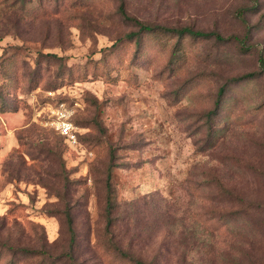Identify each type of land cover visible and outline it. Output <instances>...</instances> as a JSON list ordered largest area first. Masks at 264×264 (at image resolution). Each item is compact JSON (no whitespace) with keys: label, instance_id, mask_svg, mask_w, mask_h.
Returning a JSON list of instances; mask_svg holds the SVG:
<instances>
[{"label":"rangeland","instance_id":"obj_1","mask_svg":"<svg viewBox=\"0 0 264 264\" xmlns=\"http://www.w3.org/2000/svg\"><path fill=\"white\" fill-rule=\"evenodd\" d=\"M262 57L264 0H0V264H264Z\"/></svg>","mask_w":264,"mask_h":264},{"label":"trees","instance_id":"obj_2","mask_svg":"<svg viewBox=\"0 0 264 264\" xmlns=\"http://www.w3.org/2000/svg\"><path fill=\"white\" fill-rule=\"evenodd\" d=\"M19 2L22 5H24L27 3V0H19ZM122 13H123V16L126 20H129V21L133 22L135 25L139 26L140 32H149V31H154V30L159 29V27L157 28L156 26L143 23L139 19H137L136 17H132V16L128 15L124 9H122ZM163 29L165 31L177 32L179 35L189 34V35H192L194 37L205 38V39H209V38L214 36L217 40H222V41L225 40L218 33L194 30L191 27H183L181 29H169V28H163ZM135 35H136V33L132 32V33H129L127 36L132 38ZM241 42H243V41H241ZM261 62H262L261 65L264 68V58L263 57L261 58ZM225 91H226V85H223L220 89V98L217 102V109L220 108V106H221V98H223ZM212 112L213 111H211L209 113V115H211ZM112 170H113V164H111L109 166V169L107 172V181H106V186H107V190H108V199H107L108 204H107V208H106V219H107V228L110 232H112L113 229H115V227H116L117 215H115V214L117 213L118 207H119V205L116 203V201L114 200V197H113L115 190L113 188V182H112ZM134 203H135V201L130 202V204H134ZM70 218H71L70 223H72V217L70 216ZM70 229H71L72 234L75 235L74 227L70 226ZM114 246H115V249L118 251V253L121 255V257L129 258L130 260L135 261L136 264H153V263H147L144 260H142L141 258H138L137 256L133 255L131 253V251H129V250H124L122 245H114ZM18 250H20V252L22 251L25 254L30 255V256H34L38 252V251L29 250L26 247L19 248ZM16 252H18V251H16ZM14 264H15V261H14Z\"/></svg>","mask_w":264,"mask_h":264},{"label":"built area","instance_id":"obj_3","mask_svg":"<svg viewBox=\"0 0 264 264\" xmlns=\"http://www.w3.org/2000/svg\"><path fill=\"white\" fill-rule=\"evenodd\" d=\"M58 128L61 131V133L67 136L69 139L74 141L77 140L73 123L68 118H65V115H63L62 118L60 119Z\"/></svg>","mask_w":264,"mask_h":264}]
</instances>
